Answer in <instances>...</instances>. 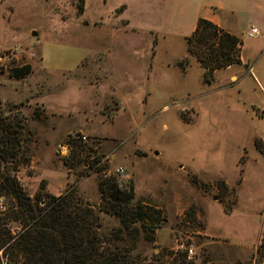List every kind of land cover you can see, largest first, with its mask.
Masks as SVG:
<instances>
[{
	"label": "rangeland",
	"instance_id": "rangeland-1",
	"mask_svg": "<svg viewBox=\"0 0 264 264\" xmlns=\"http://www.w3.org/2000/svg\"><path fill=\"white\" fill-rule=\"evenodd\" d=\"M256 2L218 14L241 42L240 64L209 76L186 50L200 0H83L80 13L79 0H0V116L24 126L30 159L13 172L24 192L32 200L75 192L98 211L97 181L111 175L159 211L145 232L152 242L134 252L147 262L172 254L262 263L264 2ZM252 26L258 36L248 38ZM25 65L28 76L10 77ZM3 200V227L16 237L22 229L5 218ZM100 216L105 236L120 227Z\"/></svg>",
	"mask_w": 264,
	"mask_h": 264
},
{
	"label": "trees",
	"instance_id": "trees-1",
	"mask_svg": "<svg viewBox=\"0 0 264 264\" xmlns=\"http://www.w3.org/2000/svg\"><path fill=\"white\" fill-rule=\"evenodd\" d=\"M82 3L79 0L77 4L79 13ZM186 50L209 76L240 64L238 38L203 18L196 21L194 30L186 38ZM30 73V67L25 65L12 68L9 75L21 80ZM12 115L3 112L0 116V198L7 202L5 218L18 223L22 232L11 236L3 227L4 216H0V251L6 264H195L186 260V255L170 258L172 254H169V260L161 257L147 262L134 254L140 240L152 242V237L145 232L153 233L154 225L161 219L157 209L134 202L131 182L122 184L111 175L100 178L98 211L75 192L49 195L46 199L42 192H37L32 200L13 174L29 161L30 148L25 144L21 118L17 120V115ZM65 145L71 149L77 147L69 139ZM256 148L264 154L257 143ZM100 214L117 220L118 230L105 236ZM146 221L150 222L148 227ZM261 243L257 249L260 253L264 252V238Z\"/></svg>",
	"mask_w": 264,
	"mask_h": 264
},
{
	"label": "crops",
	"instance_id": "crops-1",
	"mask_svg": "<svg viewBox=\"0 0 264 264\" xmlns=\"http://www.w3.org/2000/svg\"><path fill=\"white\" fill-rule=\"evenodd\" d=\"M202 3V10H194V16L195 20L198 18L206 19L213 24H215L217 27L226 30L228 33L233 35V33L230 32L229 28L226 26V21L221 19V17L218 15L219 13H226V14H232L234 10H232V6H235L236 0H200ZM232 1V2H231ZM249 2H255L254 4H259L256 2V0H248ZM264 2V0H261ZM182 1H178L180 3ZM232 3V4H231ZM182 5L184 2L181 3ZM261 5V4H260ZM263 6V5H261ZM195 26V25H194ZM235 36V35H234ZM151 56H154V52L151 48ZM242 62V57H241ZM49 141V140H48ZM260 240L257 242L259 244ZM255 251V249H253ZM263 259L262 263L264 264V256L261 257Z\"/></svg>",
	"mask_w": 264,
	"mask_h": 264
},
{
	"label": "built area",
	"instance_id": "built-area-1",
	"mask_svg": "<svg viewBox=\"0 0 264 264\" xmlns=\"http://www.w3.org/2000/svg\"><path fill=\"white\" fill-rule=\"evenodd\" d=\"M246 36L248 38H254L256 36H258V30L256 27L252 26L248 29L247 33H246ZM81 141H85V137L84 136H81L80 137ZM115 174L117 175H123V170L121 168H117L115 170ZM4 204H5V201L3 199H0V209H2L4 207ZM188 253L191 254V249H188Z\"/></svg>",
	"mask_w": 264,
	"mask_h": 264
},
{
	"label": "water",
	"instance_id": "water-1",
	"mask_svg": "<svg viewBox=\"0 0 264 264\" xmlns=\"http://www.w3.org/2000/svg\"><path fill=\"white\" fill-rule=\"evenodd\" d=\"M32 36H35V33H32Z\"/></svg>",
	"mask_w": 264,
	"mask_h": 264
}]
</instances>
